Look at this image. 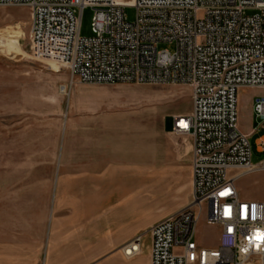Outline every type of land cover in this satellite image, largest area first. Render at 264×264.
I'll list each match as a JSON object with an SVG mask.
<instances>
[{
	"label": "built area",
	"instance_id": "obj_1",
	"mask_svg": "<svg viewBox=\"0 0 264 264\" xmlns=\"http://www.w3.org/2000/svg\"><path fill=\"white\" fill-rule=\"evenodd\" d=\"M0 6L28 8L32 54L66 67L71 80L189 87L191 109L172 116L171 132L191 141V201L126 243L125 257L141 252L146 235L149 264H264V198L244 197L237 187L243 176L264 171V159L251 163L237 108L240 88L264 89V0H0ZM126 7L135 9L132 20ZM84 8L93 12L90 36L80 35ZM161 42L173 50H159ZM252 107L264 129V96ZM256 145L264 151V135ZM201 210L206 225L219 229L214 246L197 241Z\"/></svg>",
	"mask_w": 264,
	"mask_h": 264
},
{
	"label": "rangeland",
	"instance_id": "obj_2",
	"mask_svg": "<svg viewBox=\"0 0 264 264\" xmlns=\"http://www.w3.org/2000/svg\"><path fill=\"white\" fill-rule=\"evenodd\" d=\"M92 14L90 8L82 10L80 35H91ZM125 14L132 20L135 9L126 7ZM29 23L27 7L0 6V35L12 33L10 30H16L17 26L23 32L21 54L11 58L0 52V264H128L127 261L138 258L141 252L131 258L121 252H88L86 262L79 259L80 253L66 250L64 246L55 250L49 245V231L78 229H73L68 211L56 208L54 199L55 191L58 197L63 189L64 166L71 165L65 161L64 132L70 126L71 132L77 128L84 133L83 137L94 131L95 125L75 123L82 117L113 116L126 121L105 124L106 130L100 129L101 134L119 138L120 143L124 138L131 139L129 155L107 157L112 162L106 166L119 173L129 169L145 175L140 185L130 187L134 189L130 197L144 213L142 219L132 220L135 228L147 227L191 201L190 139L170 130L172 116L191 109L189 87L71 80L66 67L55 62L59 67L57 72L51 65L54 61L38 59L32 54ZM157 48L172 51L174 46L161 42ZM63 84L65 93L59 90ZM251 95L264 96V89L255 88L249 99ZM263 133L261 129L249 139L253 164L264 159V151L258 150L255 141ZM76 138L80 135L72 136L73 143ZM74 154L68 151L66 156L74 159ZM102 158L97 160L101 162ZM95 160L96 157L93 162L83 164L96 167L102 164ZM164 164L174 166V174L169 170L163 175ZM72 165L77 163L73 161ZM121 180L116 173V188ZM237 187L244 197L264 198V171L243 176ZM127 207L123 203L122 210ZM116 210L109 215L112 221L116 220L113 219ZM216 235L212 227H206L205 212L201 210L196 223L197 241L214 246ZM120 237L88 236V242L89 246L105 247ZM143 242L145 249L146 239Z\"/></svg>",
	"mask_w": 264,
	"mask_h": 264
},
{
	"label": "crops",
	"instance_id": "obj_3",
	"mask_svg": "<svg viewBox=\"0 0 264 264\" xmlns=\"http://www.w3.org/2000/svg\"><path fill=\"white\" fill-rule=\"evenodd\" d=\"M54 70L58 72L59 68ZM59 90L61 93H65L66 85H61ZM252 90H255V88L242 87L237 94L238 125L240 130L246 134L249 139L261 130L258 128V122L253 113L252 105L255 96L251 95L249 99ZM121 120L122 117L113 116L82 117L79 121H75V123H89L95 125L92 127L94 131H89L86 137H83L84 133L78 132L77 128L74 132H71L70 126V129L64 132L63 145L66 157L65 161L69 162L71 165L68 166L65 164L63 169V189L59 192L60 194L58 197H56L55 191L54 199L56 208L60 209L62 207L64 212L68 211L73 219V229H78L77 231H49V245L54 246L55 250L64 246L66 250L68 249L71 252L80 253L79 259H84L86 262L88 252L92 254L97 251L121 252L123 255V249H119V247H123V245L128 243L136 235L145 233L150 226L148 225L144 228L137 226L135 228L136 224L132 221L143 218V211L135 207L134 199L130 197V195L134 192V189L132 190L133 186L137 183L140 185L145 179V175L139 172L129 171V169L120 171V174L118 170L115 171V169L106 166L108 163L112 162L111 158L107 157H112L114 155L126 156L130 153L131 139L124 138L123 142L120 143L119 138H113V136L107 133L103 132L101 134L100 132V129H105V126H103L105 124L126 123V121ZM73 135H80L79 139H74V143L72 142ZM260 135H264V133ZM189 143V152H191L190 140ZM68 151L70 153L74 152V156H78L79 159L75 157L74 159L72 157L68 158V156H66ZM94 157H96L95 162L102 164H99L98 167L90 164L84 166V162H93ZM99 157H103L101 162L97 160ZM73 161L77 163L76 166L72 165ZM162 168L163 175L169 170H171L173 174L176 171V168L174 166L171 167V165L169 166V164H164ZM116 173H118L122 179V183H119L118 188L115 187ZM61 203L63 206H61ZM123 203L128 205L125 210H122ZM116 208L117 213L113 218L116 219L115 222L111 220L109 215H111L112 211ZM171 213L163 215L156 221ZM206 227L211 228V226L208 225H206ZM131 228H133V232H124L130 231ZM212 228L217 232L216 241L214 243V245H216L218 242L219 229L216 227ZM111 235L122 237L105 247L102 245L97 247L89 246L88 236H101L109 239ZM145 239L147 241L146 248H142L141 255L139 254L138 258L127 261L128 264H149L148 236L144 237V240Z\"/></svg>",
	"mask_w": 264,
	"mask_h": 264
},
{
	"label": "bare ground",
	"instance_id": "obj_4",
	"mask_svg": "<svg viewBox=\"0 0 264 264\" xmlns=\"http://www.w3.org/2000/svg\"><path fill=\"white\" fill-rule=\"evenodd\" d=\"M16 28V30L13 29L14 31L8 29L12 31V33L10 32L6 35H0V52L4 53L7 56H10L11 58L15 57V55L17 54H21L20 38L23 37V32L21 27L17 26ZM51 65L54 69L59 68L57 66V63H51ZM132 245L136 246L135 243H133ZM123 252L125 253V248H123Z\"/></svg>",
	"mask_w": 264,
	"mask_h": 264
}]
</instances>
